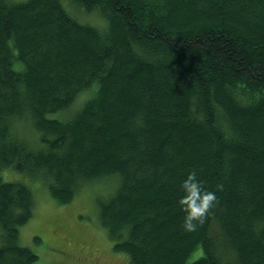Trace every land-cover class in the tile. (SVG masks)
Listing matches in <instances>:
<instances>
[{"label":"trees","instance_id":"trees-1","mask_svg":"<svg viewBox=\"0 0 264 264\" xmlns=\"http://www.w3.org/2000/svg\"><path fill=\"white\" fill-rule=\"evenodd\" d=\"M4 170L59 204L118 181L96 200L129 264H264V0H0V264H36ZM192 171L216 199L189 231Z\"/></svg>","mask_w":264,"mask_h":264},{"label":"rangeland","instance_id":"rangeland-1","mask_svg":"<svg viewBox=\"0 0 264 264\" xmlns=\"http://www.w3.org/2000/svg\"><path fill=\"white\" fill-rule=\"evenodd\" d=\"M20 1L24 0H16ZM81 13L80 18L94 26L104 23L95 13ZM94 91L91 88L80 93L69 110L52 113L49 117L57 120L70 118L94 96ZM25 132L30 140L35 138L30 129ZM1 174L5 181H23L33 193V215L20 227L19 241L35 253L36 264H129L127 255L114 251V243L100 223L96 201L97 198L107 199L114 193L116 180L115 185L111 180L90 183L69 203L59 204L49 196L44 183L9 170ZM200 255L201 251H196L190 260Z\"/></svg>","mask_w":264,"mask_h":264},{"label":"clouds","instance_id":"clouds-1","mask_svg":"<svg viewBox=\"0 0 264 264\" xmlns=\"http://www.w3.org/2000/svg\"><path fill=\"white\" fill-rule=\"evenodd\" d=\"M182 189L184 195L180 198V204L185 210L184 227L193 231L197 227V222H202L208 210L213 207L216 193L203 188L194 171L189 172L183 179Z\"/></svg>","mask_w":264,"mask_h":264},{"label":"bare ground","instance_id":"bare-ground-1","mask_svg":"<svg viewBox=\"0 0 264 264\" xmlns=\"http://www.w3.org/2000/svg\"><path fill=\"white\" fill-rule=\"evenodd\" d=\"M256 103H257V102H256ZM196 109H197V108H196ZM200 110H201V109H200ZM203 113H204V112H203ZM222 115H223V114H222ZM223 117H224V116H223ZM225 120H226V119H225ZM228 120H229V119H228ZM141 124H142V123H141ZM145 127H146V126H145ZM231 129H232V128H231ZM140 131H141V130H140ZM6 168H7V167H6ZM18 172H19V171H18ZM21 174H22V173H21ZM108 174H109V173H108ZM109 175H110V174H109ZM104 177H105V176H103V178H104ZM112 177H113V176H112ZM15 178H16V177H15ZM100 178H101V177H100ZM100 178H99V179H100ZM116 178H117V177H116ZM122 178H123V177H122ZM100 180H101V179H100ZM11 181H12V180H11ZM117 182H118V181H117ZM117 182H116V183H117ZM89 185H90V184H89ZM103 185H104V184H103ZM50 193H51V192H50ZM78 194H79V193H78ZM78 194H77V195H78ZM72 199H73V198H72ZM32 200H33V199H32ZM125 200H126V199H125ZM96 201H97V200H96ZM100 201H101V200H100ZM102 201H103V200H102ZM102 201H101V202H102ZM97 203H98V202H97ZM92 204H93V203H92ZM92 204H91V205H92ZM106 204H107V203H106ZM92 206H93V205H92ZM33 209H34V208H33ZM100 211H101V210H100ZM31 215H32V214H31ZM28 219H29V218H28ZM215 229H216V228H215ZM212 230H213V229H212ZM0 243H1V242H0ZM114 251H115V250H114Z\"/></svg>","mask_w":264,"mask_h":264}]
</instances>
